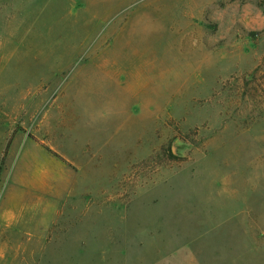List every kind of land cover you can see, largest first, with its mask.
<instances>
[{"label": "rangeland", "instance_id": "rangeland-1", "mask_svg": "<svg viewBox=\"0 0 264 264\" xmlns=\"http://www.w3.org/2000/svg\"><path fill=\"white\" fill-rule=\"evenodd\" d=\"M0 264H264V0H0Z\"/></svg>", "mask_w": 264, "mask_h": 264}, {"label": "trees", "instance_id": "trees-1", "mask_svg": "<svg viewBox=\"0 0 264 264\" xmlns=\"http://www.w3.org/2000/svg\"><path fill=\"white\" fill-rule=\"evenodd\" d=\"M30 138L36 140V138H34V136H32L31 134H30ZM9 146H10V142L8 143L7 150L9 149ZM49 151L51 152V150H49ZM171 154H173V152H171ZM55 156H56V154H55ZM4 159H5V156H4Z\"/></svg>", "mask_w": 264, "mask_h": 264}]
</instances>
